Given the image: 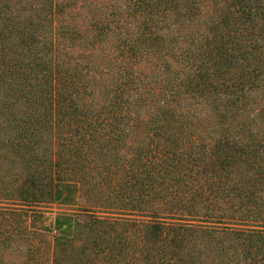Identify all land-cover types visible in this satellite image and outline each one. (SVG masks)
I'll use <instances>...</instances> for the list:
<instances>
[{
  "label": "trees",
  "instance_id": "16d2710c",
  "mask_svg": "<svg viewBox=\"0 0 264 264\" xmlns=\"http://www.w3.org/2000/svg\"><path fill=\"white\" fill-rule=\"evenodd\" d=\"M0 264H264V0H0Z\"/></svg>",
  "mask_w": 264,
  "mask_h": 264
},
{
  "label": "rangeland",
  "instance_id": "374dc122",
  "mask_svg": "<svg viewBox=\"0 0 264 264\" xmlns=\"http://www.w3.org/2000/svg\"><path fill=\"white\" fill-rule=\"evenodd\" d=\"M47 210H50V211L54 212V211L61 210V208L58 207L57 205H52L51 207H48ZM88 213H90V212H88ZM88 213H86V212H81V214H80V215H76V217H77L79 220L83 221V220H86V219L89 218V217L87 216ZM51 217H52L51 214H49L48 216H46V219L44 220V224H46V227H48V226L50 225V223H51ZM45 239H46V240L48 239V235H45ZM12 258H13V257L11 256L10 259H12Z\"/></svg>",
  "mask_w": 264,
  "mask_h": 264
}]
</instances>
